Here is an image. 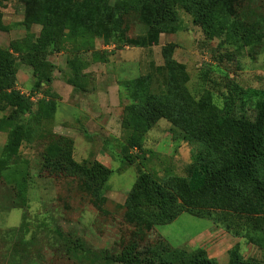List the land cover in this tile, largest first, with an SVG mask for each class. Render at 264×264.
<instances>
[{"label": "rangeland", "instance_id": "374dc122", "mask_svg": "<svg viewBox=\"0 0 264 264\" xmlns=\"http://www.w3.org/2000/svg\"><path fill=\"white\" fill-rule=\"evenodd\" d=\"M66 6L73 13L71 4ZM50 8L55 16L60 5L54 2ZM250 8L264 17V0H254ZM29 9L22 0H0V50L8 54L5 69L11 72L9 86L0 87V149L10 136L18 143L20 135H28V141L14 144L17 154L12 157L28 179L24 207L13 208L12 184L0 179V264H8L7 249L20 240V233L10 231L20 226L23 215L30 220L27 237L37 232L32 252L49 264H79L56 251L58 231L83 239L90 258L104 250L119 253L134 230L125 203L139 175L149 174L159 184L168 177L188 178L187 168L205 150L198 141L184 140L166 119L144 133L141 147L130 146L128 140L137 134L127 125L131 100L124 82L150 74L152 92H163L169 73L162 50L171 46L172 58L186 72L184 86L197 115L207 107V116L228 108L253 119L260 97L252 91H264V49L256 54L239 40L209 38L184 10H179V31L162 33L156 44L145 47L105 42L100 35H73L67 26H51L49 43L43 24H25ZM145 32L135 22L128 36L136 39ZM12 93L30 98L26 113L6 98ZM45 105L54 113L37 118ZM57 147L78 164L97 162L109 169L104 186L99 189L82 175L45 168L44 154ZM139 208L158 211L154 206ZM212 215L199 218L183 212L151 229L143 247L163 239L175 248H203L208 258L227 264L230 250L238 245L243 259L264 261V214L213 209Z\"/></svg>", "mask_w": 264, "mask_h": 264}, {"label": "trees", "instance_id": "16d2710c", "mask_svg": "<svg viewBox=\"0 0 264 264\" xmlns=\"http://www.w3.org/2000/svg\"><path fill=\"white\" fill-rule=\"evenodd\" d=\"M22 1L30 8L25 24H43L48 29L46 36L49 43L53 38L51 26H67L73 35H100L105 42L145 47L156 44L162 33L179 31L182 28L179 10H184L209 38L239 40L256 54L264 49V17L251 10L254 0ZM54 2L60 5L55 16L50 8ZM67 3L71 4L73 13ZM135 22L142 25L146 32L144 36L131 39L128 32L131 23ZM162 53L164 68L169 73L167 88L163 92H152L150 74L123 84L131 100L126 107L127 125L134 130L132 134H137L133 140H128L131 141L129 145L141 147L144 133L158 120L166 119L180 129L184 140L198 141L205 150L187 168L188 178L168 177L163 184H159L149 174L139 175L138 184L130 191L125 203L134 230L119 253L104 250L99 256L90 258L91 251L83 239L58 231L59 240L53 246L69 260L79 264H87V260L91 264H218L215 259L208 258L203 248L191 251L175 248L163 239L145 249V236L155 226L170 223L183 212L199 218H213V209L243 215L264 214V91H252L253 96L260 97L253 119L238 117L228 108L212 117L205 114L207 107L197 115V108L193 109V100L184 86L186 72L183 66L172 58L171 46L164 47ZM5 64L6 67L9 65L8 54L0 50V87H8L11 78ZM5 96L14 105L23 108V114L32 102L28 96L22 97L19 93ZM46 107L44 112L38 111L35 116L42 118L54 113ZM25 137L20 135L18 143H15L10 136L0 154V179L12 184L13 208H22L28 201V179L22 175L19 161L12 158L17 154L18 145L28 141V135ZM44 159L45 168L54 173L82 175L99 189L111 174L109 169L97 162L90 166L76 163L59 147L50 148ZM141 205L154 206L158 211L141 210ZM10 233H20L21 237L7 249L8 264H49L31 250L37 232L27 237L31 234L27 215H23L20 226ZM238 249L236 245L230 250L227 264H264V261L243 259Z\"/></svg>", "mask_w": 264, "mask_h": 264}, {"label": "crops", "instance_id": "0c3cea01", "mask_svg": "<svg viewBox=\"0 0 264 264\" xmlns=\"http://www.w3.org/2000/svg\"><path fill=\"white\" fill-rule=\"evenodd\" d=\"M0 151H2V148L0 149Z\"/></svg>", "mask_w": 264, "mask_h": 264}]
</instances>
